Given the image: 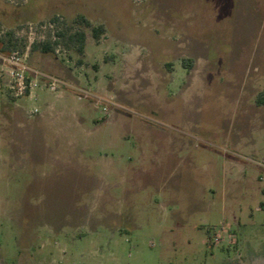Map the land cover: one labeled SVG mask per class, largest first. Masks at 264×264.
Returning a JSON list of instances; mask_svg holds the SVG:
<instances>
[{
  "label": "rangeland",
  "instance_id": "1",
  "mask_svg": "<svg viewBox=\"0 0 264 264\" xmlns=\"http://www.w3.org/2000/svg\"><path fill=\"white\" fill-rule=\"evenodd\" d=\"M53 17L84 55L32 50ZM8 30L59 81L0 75V264H264V0H0Z\"/></svg>",
  "mask_w": 264,
  "mask_h": 264
},
{
  "label": "trees",
  "instance_id": "2",
  "mask_svg": "<svg viewBox=\"0 0 264 264\" xmlns=\"http://www.w3.org/2000/svg\"><path fill=\"white\" fill-rule=\"evenodd\" d=\"M52 22H58L60 25H57L52 33L43 41H35L32 44V50H40L43 53H55L58 48L63 47L65 50H72L79 55H84L87 41L84 29L78 26L64 25L65 23H60L58 17H53ZM74 23L91 27L92 35L96 40H99L105 32L103 24L94 26L82 14L76 17ZM20 40H18L14 31H6L4 35H0V52L23 51L26 45L20 42ZM22 45L24 47H21ZM190 61V59H185L183 64L188 67L190 66ZM255 102L258 106H264V89L257 94Z\"/></svg>",
  "mask_w": 264,
  "mask_h": 264
},
{
  "label": "built area",
  "instance_id": "3",
  "mask_svg": "<svg viewBox=\"0 0 264 264\" xmlns=\"http://www.w3.org/2000/svg\"><path fill=\"white\" fill-rule=\"evenodd\" d=\"M27 56V52L20 50L0 52V75L6 78L3 85L9 93L14 97L29 96L38 86L40 78L46 80L49 89L57 90L59 80L32 69Z\"/></svg>",
  "mask_w": 264,
  "mask_h": 264
}]
</instances>
